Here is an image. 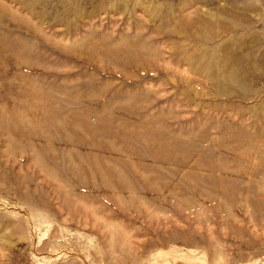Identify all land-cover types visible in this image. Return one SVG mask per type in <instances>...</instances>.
Segmentation results:
<instances>
[{"label":"rangeland","instance_id":"obj_1","mask_svg":"<svg viewBox=\"0 0 264 264\" xmlns=\"http://www.w3.org/2000/svg\"><path fill=\"white\" fill-rule=\"evenodd\" d=\"M0 264H264V0H0Z\"/></svg>","mask_w":264,"mask_h":264}]
</instances>
